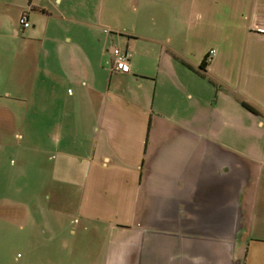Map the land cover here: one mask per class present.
<instances>
[{"label":"crops","instance_id":"crops-1","mask_svg":"<svg viewBox=\"0 0 264 264\" xmlns=\"http://www.w3.org/2000/svg\"><path fill=\"white\" fill-rule=\"evenodd\" d=\"M5 88L77 224L25 264L264 263V0H0Z\"/></svg>","mask_w":264,"mask_h":264},{"label":"rangeland","instance_id":"rangeland-1","mask_svg":"<svg viewBox=\"0 0 264 264\" xmlns=\"http://www.w3.org/2000/svg\"><path fill=\"white\" fill-rule=\"evenodd\" d=\"M6 90L11 91L5 88L0 92ZM33 106L28 100L0 98V264H25L30 257L28 243L36 239L39 230L45 234L50 228H63V232L77 228L73 206H53L52 170L40 169L47 155H43L42 148H34L42 143L43 117L34 115ZM18 133L24 136L20 138ZM72 189L67 194L72 197L68 204L80 197V189ZM254 235L264 240V228Z\"/></svg>","mask_w":264,"mask_h":264},{"label":"built area","instance_id":"built-area-1","mask_svg":"<svg viewBox=\"0 0 264 264\" xmlns=\"http://www.w3.org/2000/svg\"><path fill=\"white\" fill-rule=\"evenodd\" d=\"M32 1V0H31ZM31 12L30 5L25 8L20 16V24L24 29L30 27L29 13ZM106 34H110L112 31L108 28L104 29ZM114 58V70L122 74H128L130 72V54L127 51H123L120 48H114L112 51Z\"/></svg>","mask_w":264,"mask_h":264},{"label":"trees","instance_id":"trees-1","mask_svg":"<svg viewBox=\"0 0 264 264\" xmlns=\"http://www.w3.org/2000/svg\"><path fill=\"white\" fill-rule=\"evenodd\" d=\"M208 59H209L208 57L205 59V61H204L203 64L201 65L202 67H205V66L207 65V63H209V60H208ZM243 106H244L246 109H248L249 111H251V112L254 113V110H253L248 104L243 103Z\"/></svg>","mask_w":264,"mask_h":264}]
</instances>
